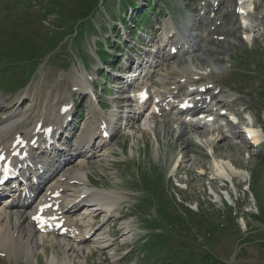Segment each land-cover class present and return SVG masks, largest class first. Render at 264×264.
<instances>
[{"label":"rangeland","instance_id":"1","mask_svg":"<svg viewBox=\"0 0 264 264\" xmlns=\"http://www.w3.org/2000/svg\"><path fill=\"white\" fill-rule=\"evenodd\" d=\"M44 1L12 0V3H10L11 0L2 1L4 9L9 11L14 10V6H22V8L18 7L20 11L16 10L17 12L14 13L15 20L19 15L20 18L30 22L24 28L19 26L16 21L17 30L12 34H1L4 39L9 41L11 48H19V44L21 47L26 45L23 49L30 50L33 48L36 53L43 50L42 47L49 44L51 39H56V43H58L59 38L62 37L63 39L66 35L67 42L64 48L59 49V51L64 50L63 58H59L57 62H55L56 60L47 62L46 59L38 62V70L33 73L30 82L24 83L26 87L22 88L21 93L15 94L12 92L10 93L12 95L11 99H5V93L1 95L0 90V123L15 113H22L19 109L14 110L13 108L11 111L4 106L16 102L18 97L24 93L31 95V97L24 95L30 100L26 106L22 104L19 107L25 108L31 105L35 101L33 100L34 96H38V104L45 102L46 105H50L48 109L52 111L54 109L51 106L55 104V101L60 104L62 98L67 97L71 82L73 79H80L84 69L93 72L94 78H96L100 63L96 56L94 41L97 42L96 44L98 42L102 43V48L105 51V46H108L110 51L123 50L124 48L123 39L119 35L120 32L115 30L118 19H116V16L112 17L114 11H123L121 1L124 0H106L102 6L99 5L93 10H90L93 7L92 0H69L67 6L71 9L65 5V8L63 6L55 8L52 14L43 17L40 14L41 9H38L37 5H41L42 8V4L49 7V3ZM135 2L141 3L142 8L144 7V0H136ZM157 2L158 0H155L156 7ZM161 2L162 4L155 13L147 12L150 20L145 25L146 34L139 38L135 47L139 53L143 50L141 48L147 49L150 43L155 41L157 24L161 25L159 18L161 17L163 23L165 22L166 17H162L165 7L169 8L173 18L181 19L186 13L183 14L175 8L183 4L188 7V11H192L196 4V0H161ZM73 6L74 9H72ZM248 8L251 9L249 4ZM143 9L145 10L146 7ZM83 10L89 13L88 18L84 21L86 27L84 38L82 35L71 40L72 35L63 32L65 29L63 27L70 15H73L75 20L84 15ZM139 12L141 13V8L140 11L135 12L126 30L127 35L124 39L128 47L131 44V35L136 38L139 34L137 29L133 27ZM207 26L208 24H204L202 28L199 27L198 32L204 35L211 44L213 41L212 35L208 32L207 35L205 33ZM140 28H144V25ZM252 30L257 36L255 45L264 48V37L259 35V27L253 26ZM115 35H118V37L115 38ZM49 38L50 40L47 42L46 39ZM144 43L148 45L143 46ZM157 44L158 40H156L153 50L159 48H155ZM217 45H222V43L217 42ZM235 49L237 57L238 55L248 54L250 51L251 54L245 58L246 64H238V61L235 62L234 58H232L233 61L228 58L225 64L228 77H224L221 81L225 86L237 92L238 103L249 105L247 112L241 113L240 109L237 108L235 109L237 117L230 113L227 118L221 117L218 120L219 117L216 115L214 119L217 120L216 122L205 119V116L204 118L203 116L190 118L193 122V130L191 131V128L187 127L186 132L188 131V133H184L182 138L179 137L176 140L173 137H168V135L165 137L166 131L161 137L158 132H154V134L142 133L138 129L131 130L128 135L122 129L120 133H124L125 136H121L119 133L115 136V141L118 145L120 139L126 137L125 142L128 146L126 153L127 157L131 159V163L123 166H120V163L111 164L112 157L109 155V151H104L102 155L92 157H96L95 159L84 160L85 163L73 161L69 164L70 171L80 170L86 172L89 180L97 185H102L107 189L121 188L127 191V194L122 196L118 205L130 204L131 212L127 211L125 213L126 218L124 220L132 221L131 224L135 227L134 234H129V236H132L129 237L128 235L122 236L121 220L120 223L114 222L115 226L113 227L110 223V228L107 224L102 225L100 232H105V234H109V237L115 238L109 240L113 244H109L105 249L98 244H87L85 245L87 249L84 247L82 250L77 249L75 251L78 257L76 264H129L130 261H132L131 264H170L174 260L171 254L179 247L187 248V250H183L190 255L192 254L193 263L195 264H217L218 262L224 264H264V146L255 147L244 141L242 135H239L241 133L238 125L232 123L239 121V123L264 124V100H261V96L264 94V61L262 56L256 58L255 51L257 50L255 49L252 52L254 48H238L236 45ZM128 52H132V48L129 47ZM160 53H163V51ZM100 55L102 58L105 56L103 53H100ZM12 57L20 60L18 64L21 65L22 69L33 66L30 63L35 60V57L27 51H16L12 54ZM69 58L71 60L67 61ZM83 61L87 63L83 64ZM193 61L198 66L207 64L200 61L198 55L196 59L193 57ZM185 62L187 61L183 57L166 60L169 72L172 75L178 73L177 70H170L173 64L177 63V66L181 67ZM257 62L262 65L263 69L257 70V67H255ZM108 64H110V61ZM128 64L129 60L127 59L126 61H122L121 58L119 60L115 59L112 62L114 69L111 73L120 74L118 70L124 69ZM16 66L15 63H12L10 67ZM15 73L16 71L10 73L14 81L18 82L19 79L24 78V76L20 77ZM234 73L236 74L234 75ZM109 80L111 82L110 78ZM105 82V75L101 78L98 76L95 85L97 88L103 87ZM24 84L22 83L18 87H22ZM108 88H105L104 92L106 94L110 92ZM11 90L13 89L8 91ZM248 97L251 100V106L247 101ZM76 98L79 99V109L83 111L74 117L75 124L74 122L71 124V133L78 130L76 126L81 124L82 121H85L84 124L87 126L93 120L92 113L88 111L85 114L84 112L85 100L80 96ZM102 105L104 108L107 107L105 101L102 102ZM33 107L30 106L29 108ZM131 109L132 107L127 110L132 111ZM10 111L11 113L8 115ZM5 115L8 116L4 119ZM149 117L146 118L148 121H150ZM228 119L229 122L227 123ZM219 123L221 125L227 124V128H234L235 132L232 131L231 134L226 136V133H221L220 129L216 128L220 126ZM253 133L257 135L259 141L261 139L264 141V135L258 133V130ZM93 134L94 132H91V135ZM191 136L197 139L202 138L200 141L191 139ZM196 142L201 143V145ZM249 142H252V140ZM115 156V160H119L118 150H116ZM178 156L180 158L178 167H176L177 169L174 168L173 172L172 167L175 158ZM226 160L230 161L241 172L239 175H234L235 177L232 176L231 181L222 180L215 175L214 163L217 162L218 165L221 161ZM135 203L139 204L136 205ZM137 214L140 217H137ZM181 230H185L186 234H182ZM144 233L147 246L162 248L158 249L160 253L158 256L152 253L148 258L149 260L144 263L139 260L137 263L136 256L133 257L132 252L137 248L138 242L135 245L128 243L124 246L121 243L122 241L126 242V240H136L138 236L141 237ZM175 234L181 237L177 239ZM160 237H164V240L161 243H155L154 240ZM42 240H39L40 247L35 251V260H33L34 257H26V253H16L14 255L8 253L9 255L5 259L0 256V264H50L48 259H50L52 252L57 253L58 256H63L56 243H52L48 238ZM179 240L183 246L179 243ZM132 247L133 249H131ZM42 249H45V251L43 252ZM179 256L182 258L183 255L180 254Z\"/></svg>","mask_w":264,"mask_h":264},{"label":"bare ground","instance_id":"2","mask_svg":"<svg viewBox=\"0 0 264 264\" xmlns=\"http://www.w3.org/2000/svg\"><path fill=\"white\" fill-rule=\"evenodd\" d=\"M249 6H251V9H252V5L249 4ZM251 9H249V10H251ZM168 32H169V29L166 30V32L164 34V39H167ZM196 41H197V39H196ZM159 79L162 80V76H160ZM190 80H191V78L189 77L187 79V81L189 82ZM189 86L191 87L192 85L187 84V87H189ZM163 87H166V86H163ZM31 109H33V108H31ZM27 111L28 110L22 111L21 114L15 113L12 116H9L5 121H2L0 123V148L9 147L10 150L15 149V147H13L12 144H13L14 140L16 139V137H15L16 133L19 131H23L25 129H28L27 127H29L33 121L32 117H30V115L32 113H29V111L28 112ZM126 116L128 117L127 114H126ZM147 116H150V115L147 114ZM150 118L151 117H149V120H150ZM146 121L148 123L150 122L147 119H146ZM33 123H34V121H33ZM181 124H183V125H181ZM181 124L178 125L179 131H182L186 128V122H183ZM254 131H256V129H253L250 127L246 128V132L249 135V138L251 137L252 142L257 143V142H259V138L257 137L256 134L253 133ZM25 134L28 135V131H25ZM83 134L84 133H82L79 136H82ZM181 136H184V135H181ZM88 155H89V157L92 158L93 156H98L100 154H98L95 151H91L90 153H88ZM62 156H63V154H61L59 156V160L61 159ZM67 160H68V157L66 155H64V161H67ZM179 160H180L179 156L177 158H175V163L172 167V171L174 170V168L178 167V161ZM78 163H84V161L79 160ZM64 167H67V163H65V162L63 164V167H57L56 168L60 172H62L61 174L58 175V177H61V176L67 174V172H64V170H65ZM214 167H215V175L218 178L225 180V181L226 180L231 181L232 176H234L236 174L239 175V173H241L228 160L221 161V163H218V165L216 162V164L214 163ZM51 174H53V173L51 172ZM75 175L79 181H83L84 183H86L87 176H86L85 172H81L79 170V171L75 172ZM44 178H51V176L45 174ZM55 178H57V177H55ZM48 187H49V189H52V188H54V184L51 183ZM39 190L43 191L44 187L39 188ZM47 196L48 195H46L44 192L43 197L46 198ZM68 196H70V198L72 200L80 199V200L85 201V202L93 201L92 205H95V206L99 205L101 207L106 206L105 209L108 211L110 210V208L115 207L117 202L122 198L119 195V192L117 190H110V191L105 190L103 192H92V191H89L86 187H82L81 192L79 194L70 193L68 195V193L64 192L65 206L69 205L71 202V200L67 201ZM33 199H34L33 202L36 203L37 206L40 205L42 202V200H40L38 195L36 198H33ZM24 211L25 210L23 209L22 206H10V205H8V202L5 204L4 203L2 204V202L0 201V253L5 252V253L12 254V255H14L16 253L17 254H20V253L25 254L26 253V257H28V258L34 257L35 258V253H36L35 251L40 247V241L39 240L43 241L42 240L43 238H46V239L48 238L52 243L57 244V246L59 247V251H61V253L63 254V256H58L57 253L52 252L50 259H48L50 264H76V259H78V257L76 255L75 251L77 249L82 250L83 247L85 249H87V247H85V245H87V244L88 245L98 244L103 249L107 248V246H108L107 242L109 241V238H107V235L105 233H101V234L97 235L95 237V239L89 240L87 242H85L86 239L83 237L78 238V236H74L73 240L76 241L75 243L71 242V241H66L65 237H57V236H53V235H46L45 237L38 238V236H36L37 232L35 230L36 228H35L34 224H32L31 221L28 220V217L26 216ZM89 211H90V209L86 208V210L84 209V212L79 213V209L77 207L75 210L74 209L71 210V212L73 214L78 215L80 217V221L83 222L84 224H86L88 222L86 220L88 219L87 214ZM57 215H58L59 220L63 222L64 226H66V227L70 226L69 220L66 217L61 215V213H58ZM83 242H85V243H83ZM42 251L44 252L45 249H42Z\"/></svg>","mask_w":264,"mask_h":264},{"label":"trees","instance_id":"3","mask_svg":"<svg viewBox=\"0 0 264 264\" xmlns=\"http://www.w3.org/2000/svg\"><path fill=\"white\" fill-rule=\"evenodd\" d=\"M50 10H51V7L49 8ZM61 17H62V15H60ZM71 16V15H70ZM68 20H69V18H68ZM68 20L66 21V22H68ZM5 33H7V34H12V31H8V32H5ZM62 40V37H60L59 38V41H61ZM56 45V42L55 41H51V42H49V44H48V49H46V50H44L43 51V53H48L50 50H52L53 48H54V46ZM19 46V48H15V47H12V52L13 51H20V52H25V51H27L29 54H31L32 56H34L35 57V60L36 59H41L42 58V51H37L36 53H35V51L36 50H34L33 48L32 49H30V50H25V49H23V48H25L26 47V45H24V47H21L20 46V44L18 45ZM29 48V47H28ZM1 52V51H0ZM3 54V53H2ZM1 55V54H0ZM184 222L182 221V224H183ZM181 233L182 234H186V231L185 230H181ZM176 235V238L177 239H179L181 236L180 235H177V234H175ZM162 240H164V237H160V238H157V243H161L162 242ZM179 243L183 246V244L181 243V241L179 240ZM160 248H162V247H148V256L150 257L151 255L150 254H152V253H154L155 255H158V254H160L159 252H158V249H160ZM182 249V250H181ZM183 249H186L187 250V248L186 247H179V248H177V250L178 251H180L181 252V254L183 255L182 256V258L180 259H174L173 261H171L170 262V264H195V263H193V259H192V254L190 255V254H188L186 251H184ZM189 251H191V252H193L191 249H188ZM148 257V258H149ZM206 258V257H205ZM217 264H224V263H222V262H218Z\"/></svg>","mask_w":264,"mask_h":264}]
</instances>
